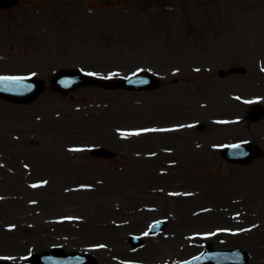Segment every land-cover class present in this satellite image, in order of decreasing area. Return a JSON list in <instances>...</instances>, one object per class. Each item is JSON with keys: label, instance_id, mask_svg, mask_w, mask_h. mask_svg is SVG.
<instances>
[{"label": "rangeland", "instance_id": "rangeland-1", "mask_svg": "<svg viewBox=\"0 0 264 264\" xmlns=\"http://www.w3.org/2000/svg\"><path fill=\"white\" fill-rule=\"evenodd\" d=\"M234 66L246 73L217 75ZM63 68L105 76L150 70L166 86L160 94L84 88L63 98L48 85L52 73ZM0 74H31L46 84L30 106L0 105V264H31L29 254L51 246L89 251L96 264H163L198 254L209 240L217 249L246 250L248 264H264V174L222 164L205 146L199 156L202 149L193 143L204 136L152 134L135 146L119 147L175 149L152 162L65 152L74 144L113 149L116 128L174 122L167 117L172 102L197 107L210 90L222 103L238 94L239 114L254 99L264 103V0H22L0 11ZM227 107L222 108L232 105ZM262 127L264 121L255 126ZM249 128L254 125L243 124L235 133L249 137ZM191 153L207 168H190ZM175 161V179L190 198L165 193L169 180L159 168ZM42 179L49 182L45 189L29 188ZM82 182L91 189H71ZM146 206H158L171 220L157 238L132 250L127 236L142 233L156 217L143 211ZM205 207L215 213L203 214ZM66 214H75L83 225L57 227L53 220ZM193 234L196 240L187 243Z\"/></svg>", "mask_w": 264, "mask_h": 264}, {"label": "water", "instance_id": "water-1", "mask_svg": "<svg viewBox=\"0 0 264 264\" xmlns=\"http://www.w3.org/2000/svg\"><path fill=\"white\" fill-rule=\"evenodd\" d=\"M11 1L12 0H0V7H4V6L10 5ZM236 71H241V70H233L232 72H236ZM65 72H67V71H64V72L60 73L59 74L60 75V78H55L52 81L53 89H55L56 91L64 92L67 89H70L72 87V85H70V83L75 82V80L77 82H84L85 81L84 77L78 78L79 75L74 74V76H72L70 78V83H68V82H66L65 76H66L67 73H65ZM37 93H38V91H36V94ZM1 96H2V94H1ZM33 97H31V98H33ZM7 98L8 99H11V100H16V101L28 100V98L25 99L26 96H24V95L16 96V95H13L12 94V95H9ZM257 111H258V114H261V110L260 109H258ZM201 259H203V258H201ZM223 259H224L223 262H225V263H227L228 261L233 260L230 257H224Z\"/></svg>", "mask_w": 264, "mask_h": 264}, {"label": "bare ground", "instance_id": "bare-ground-1", "mask_svg": "<svg viewBox=\"0 0 264 264\" xmlns=\"http://www.w3.org/2000/svg\"><path fill=\"white\" fill-rule=\"evenodd\" d=\"M87 230H88V232H94V230H93V229H92V230H91V229H87Z\"/></svg>", "mask_w": 264, "mask_h": 264}, {"label": "snow or ice", "instance_id": "snow-or-ice-1", "mask_svg": "<svg viewBox=\"0 0 264 264\" xmlns=\"http://www.w3.org/2000/svg\"><path fill=\"white\" fill-rule=\"evenodd\" d=\"M0 79H3V78H0ZM238 147V146H237Z\"/></svg>", "mask_w": 264, "mask_h": 264}]
</instances>
